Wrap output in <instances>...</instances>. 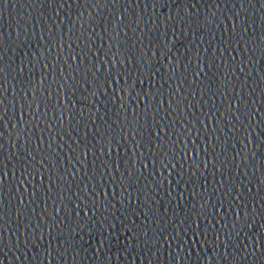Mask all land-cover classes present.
Here are the masks:
<instances>
[{
	"label": "water",
	"instance_id": "95a60500",
	"mask_svg": "<svg viewBox=\"0 0 264 264\" xmlns=\"http://www.w3.org/2000/svg\"><path fill=\"white\" fill-rule=\"evenodd\" d=\"M0 264H264V0H0Z\"/></svg>",
	"mask_w": 264,
	"mask_h": 264
}]
</instances>
